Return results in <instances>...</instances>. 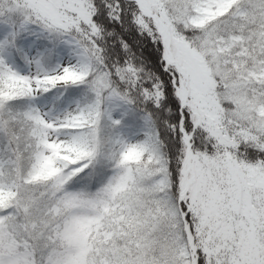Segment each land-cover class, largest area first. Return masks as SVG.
Instances as JSON below:
<instances>
[{
	"label": "snow or ice",
	"instance_id": "snow-or-ice-1",
	"mask_svg": "<svg viewBox=\"0 0 264 264\" xmlns=\"http://www.w3.org/2000/svg\"><path fill=\"white\" fill-rule=\"evenodd\" d=\"M0 264H264V0H0Z\"/></svg>",
	"mask_w": 264,
	"mask_h": 264
}]
</instances>
